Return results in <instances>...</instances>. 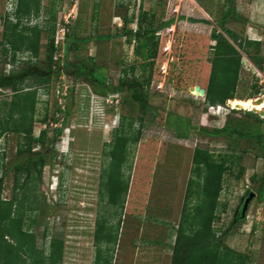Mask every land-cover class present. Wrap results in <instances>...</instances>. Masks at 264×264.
I'll return each instance as SVG.
<instances>
[{"label": "rangeland", "instance_id": "obj_1", "mask_svg": "<svg viewBox=\"0 0 264 264\" xmlns=\"http://www.w3.org/2000/svg\"><path fill=\"white\" fill-rule=\"evenodd\" d=\"M10 1L0 0V41L5 17L10 14L14 21L15 4ZM54 1H57L54 8L57 27L62 26V21L65 24L71 22L70 33H75L80 49L70 50L66 59H63V52L55 53L53 59L60 60L51 64V68L63 71L65 62L91 65L105 76L108 91H96L88 75L81 76L78 81L64 75L52 76L48 94L44 93L43 86L38 88L40 103L36 118L43 116L45 101L48 119L56 113L59 104L61 107L71 105V112L64 119L60 113L55 114L58 124L64 120V128L54 143L55 159L45 166L39 183L38 194L42 202L37 214L42 225L34 228L37 247L41 248L45 243L42 234L46 228L50 235L47 241L51 236H59L64 242L61 264H93L96 251L93 234L97 219L107 216L110 226L118 221V215L106 205L100 193L103 170L109 163L106 154L121 116L126 118L127 128L130 118L135 120L141 115L139 108L128 102V97L138 90L142 103L159 107V116L163 118L166 114L181 116L188 121L191 133L187 139H178L162 125L153 124L143 128L139 141L129 146L124 168L125 177L129 176V189L112 264H170L195 148L207 149L215 156L234 153L241 157L224 176L220 202L226 204V209L214 223V228L218 236L223 235L226 246L247 254L250 264H264V193L261 202L256 193L264 176L260 148L246 137L235 141L228 137V133L210 134L224 126L251 134L254 123L245 114L250 111L234 109L228 105V100L212 113L203 103L202 96L191 90L196 86L205 90L210 74L211 46L215 43L213 37L219 29L214 24L192 23L188 19L203 18L214 23L228 9L226 0H40V16L32 18L28 24L44 25L49 20ZM235 9L242 19L230 21L226 27L242 39L259 41V56L264 59V0H237ZM141 11L156 16V27L173 20L168 28L156 33L158 56L153 65L152 80L142 89L135 81L141 76L142 60L134 56V44H128L122 35L123 19L132 20L128 28L136 30ZM101 36H110V39L97 41ZM87 38L90 42L81 41ZM46 40L47 33L42 31L38 57L31 58L30 65L36 64L34 68L39 74H45L49 68L45 60ZM57 40H60V32ZM250 51L253 53L254 47ZM17 59V65L26 68L22 62L30 58L28 54L20 53ZM0 61V70L4 68L7 73L9 69L2 56ZM124 70H127L126 75ZM149 73L150 70L146 69L145 77ZM101 77L97 75V78ZM121 78L125 80L123 84ZM35 82L34 77H29L20 86H35ZM61 84L68 89L73 87L72 96L60 98L58 92L65 89ZM255 84L260 88V94L249 99H263L264 62L259 70L243 55L237 99L251 96ZM116 89L120 91L116 92ZM11 98L10 87L0 89V116L8 109L2 103ZM232 110H236L235 113ZM256 114L264 120L263 116ZM170 120L181 131L187 130L185 121L180 122L174 116H170ZM57 123L42 125L36 122L34 137L46 128L50 140L54 126H59ZM139 127L135 122L133 128L137 130ZM23 144L22 136L9 132L0 139L3 200L12 197L14 167L25 161L26 155L17 153ZM33 149L42 150L40 145H33ZM239 167L242 176L236 178ZM247 193H253L254 197L245 217L238 220V208L248 197Z\"/></svg>", "mask_w": 264, "mask_h": 264}, {"label": "trees", "instance_id": "obj_2", "mask_svg": "<svg viewBox=\"0 0 264 264\" xmlns=\"http://www.w3.org/2000/svg\"><path fill=\"white\" fill-rule=\"evenodd\" d=\"M236 1L226 0L228 9L214 23L203 18L188 19L192 23H204L210 26L214 24L219 29V32H216L213 37L215 43L211 46L210 74L205 87V95L202 97L203 103L208 106L224 105L228 100L237 98L243 55L251 60L259 70L262 69L264 62V59L259 56L261 46L259 41L242 39L239 34L226 27L228 22H239L242 19L236 13ZM56 2H52L49 20L42 26L28 24L32 18H39L40 0H16L12 13L14 21L11 20L10 14L4 20L0 57H3L5 66L11 64L12 68L7 73L4 72V68L0 70V89L10 87L12 98L9 102L2 103V106H7L8 109L5 114L0 116V139L8 132L22 136L24 144L19 146L17 153L26 155V157L23 163L14 167L10 200L1 199L3 177H0V264H61L62 262L63 240L59 236H51L47 241L46 239L50 235L45 228L42 234L45 243H43V247L39 248L36 244L37 236L34 228L42 225V222L38 221L37 214V211H41L42 199L38 191L42 172L45 166L52 164L55 159L54 143L60 138L64 128V120L58 124L55 114L60 113L64 119V116L67 117L70 114L71 105L66 104L63 108L56 105V113L48 119L47 101H45L43 102V116L36 118L40 103L38 88L43 86L44 93L48 94L52 76L64 75L78 81L81 76L88 75L96 86V91L100 93L108 91L105 89V76L94 70L91 65L65 62L63 71L51 68V64L60 60L59 58L54 60L53 57L55 53L61 52L63 46L55 44L58 30L54 9ZM155 17L149 11H141L136 22V30L128 28V25L132 24V20L123 19L122 35L127 38L128 44H134V56L142 60L141 76L135 80L141 89L145 85H149L152 80L153 65L158 56L159 38L156 33L168 28L173 23V20L170 19L156 27ZM70 24L71 22L65 24L63 21L60 24L65 30L63 59L67 58L70 50L78 51L80 49L74 31V34L70 33ZM42 31L47 33L45 60L49 68L44 71L45 74L35 71L36 64L30 65L31 58L38 57ZM108 39L110 36H101L97 41ZM81 41L88 43L90 39ZM252 47H254L253 53L250 51ZM20 53L29 55L30 59L22 62L26 68H20L21 66L17 65L19 63L17 55ZM146 69L150 70L147 77L144 75ZM123 74L126 75L127 70H124ZM97 75H102V77L97 78ZM23 76L26 77L20 79ZM29 77L36 79L35 86L29 84L24 87L20 86ZM124 81V78L120 79L121 84ZM118 91L120 89H116V92ZM72 92L73 87H70L67 89L66 96L61 97L72 96ZM259 94L260 88L257 84L252 85L251 96L247 99ZM139 96L137 90L128 97V102L136 105L141 115L135 120L130 118L129 123L126 124L127 128L125 127L126 118L121 116L119 127L115 130L113 140L109 145L110 149L106 154L109 163L103 170L100 193L105 198L106 205L114 209V213L118 215V221L114 226H110L107 216H100L97 219L93 234L96 248L93 264H112V255L117 245L121 225V215L129 189V176L125 177L124 173L129 146L139 141L143 128L153 124L162 125L178 139H187L191 133L188 121L181 116L166 114V117L163 118L161 115L159 116V107L146 106L140 101ZM235 111L232 110L234 113ZM245 114L252 118L254 123L251 134L245 130L232 127L228 129L225 126L215 129L210 134L217 136L228 133V137L235 141L246 137L260 148L261 156L264 158V120L253 112ZM170 116L177 117L180 122L185 121L188 126L187 130L181 131L178 125L171 122ZM48 121L50 124L57 123L59 125L54 126L52 138L48 140L46 128H43L39 135L34 137V124L38 122L48 125ZM135 122L140 125L137 130L133 128ZM200 131L204 132L201 129ZM33 145H40L42 150H34ZM240 159L241 157L234 153L215 156L207 149H194L191 175L187 181L184 201L175 231L170 264H250V257L226 246L223 235L218 236L217 230L214 228V223L219 220L221 213H224L226 209V204L220 202L224 176L232 170L233 165L239 163ZM241 176L242 168L239 167L236 178ZM256 193L258 201H263L264 176ZM241 206H239V215L236 218L238 220H242L240 218Z\"/></svg>", "mask_w": 264, "mask_h": 264}, {"label": "bare ground", "instance_id": "obj_3", "mask_svg": "<svg viewBox=\"0 0 264 264\" xmlns=\"http://www.w3.org/2000/svg\"><path fill=\"white\" fill-rule=\"evenodd\" d=\"M192 90L197 92L199 96H202V93L199 90H196V88H193ZM258 100L259 98L244 99V100L235 98V99L229 100L228 105L232 106V108L234 109H245L247 111L249 110L250 112L254 111V113L255 112L262 113L264 117V98L262 99L261 102H259Z\"/></svg>", "mask_w": 264, "mask_h": 264}, {"label": "built area", "instance_id": "obj_4", "mask_svg": "<svg viewBox=\"0 0 264 264\" xmlns=\"http://www.w3.org/2000/svg\"><path fill=\"white\" fill-rule=\"evenodd\" d=\"M11 1H13V3L15 4V0H11ZM10 1V2H11ZM14 8H15V6H13ZM60 32V40L58 41L57 40V34ZM64 38H65V30H64V28L63 27H58V30H57V33H56V42H55V44L56 45H59V43H61L63 46H62V50H61V52H63L64 53ZM56 60H58V58H56ZM7 66V68H10L11 67V65L10 64H7L6 65ZM62 86L63 87H65V91L63 90V92L61 91V92H58L59 93V96H60V98H62L61 96H66V92H67V89L68 88H66V86L65 85H63L62 84ZM61 90V89H60ZM60 105V104H59ZM222 108V106H210L209 107V110H210V112H212L213 113V111H215L216 109H219V108ZM63 108V107H62Z\"/></svg>", "mask_w": 264, "mask_h": 264}, {"label": "water", "instance_id": "obj_5", "mask_svg": "<svg viewBox=\"0 0 264 264\" xmlns=\"http://www.w3.org/2000/svg\"><path fill=\"white\" fill-rule=\"evenodd\" d=\"M194 88H196V90H199V91L202 93V97L205 95V90H204V89H201L199 86H196V87H194ZM192 89H193V88H192ZM192 89H191V90H192ZM258 101L261 102L262 99L259 98ZM256 113H258V112H256ZM259 115H260V116H263L262 113H259ZM253 197H254V194L251 193V194L248 195V197H247L245 200L243 199V203H242V206H241V209H240V218L243 219V218L245 217V213H246V211H247V208H248L249 202L251 201V199H252Z\"/></svg>", "mask_w": 264, "mask_h": 264}, {"label": "clouds", "instance_id": "obj_6", "mask_svg": "<svg viewBox=\"0 0 264 264\" xmlns=\"http://www.w3.org/2000/svg\"><path fill=\"white\" fill-rule=\"evenodd\" d=\"M15 4H16V0H15ZM11 65V64H10ZM7 67V66H6ZM11 68H12V65H11V67L10 68H8L9 70H11ZM8 70V71H9ZM204 97V96H203ZM217 106H223V105H217ZM109 107H111V106H109ZM210 107V106H209Z\"/></svg>", "mask_w": 264, "mask_h": 264}, {"label": "flooded vegetation", "instance_id": "obj_7", "mask_svg": "<svg viewBox=\"0 0 264 264\" xmlns=\"http://www.w3.org/2000/svg\"><path fill=\"white\" fill-rule=\"evenodd\" d=\"M241 205H242V204H241ZM241 205H240V206H241ZM238 213H239V208H238V212H237V214H238ZM238 215H239V214H238ZM238 215H237V216H238Z\"/></svg>", "mask_w": 264, "mask_h": 264}]
</instances>
